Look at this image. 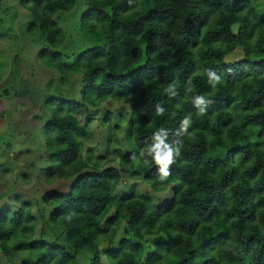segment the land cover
Instances as JSON below:
<instances>
[{"label":"trees","instance_id":"obj_1","mask_svg":"<svg viewBox=\"0 0 264 264\" xmlns=\"http://www.w3.org/2000/svg\"><path fill=\"white\" fill-rule=\"evenodd\" d=\"M78 1L19 0L35 80L0 108L7 96L24 119L38 111L47 166L0 165V264H103L102 247L108 264H264V0H82L76 22ZM108 101L130 102L128 118L107 113L103 151L84 154L87 108ZM165 145L179 155L162 178ZM122 175L169 198L116 196Z\"/></svg>","mask_w":264,"mask_h":264},{"label":"rangeland","instance_id":"obj_2","mask_svg":"<svg viewBox=\"0 0 264 264\" xmlns=\"http://www.w3.org/2000/svg\"><path fill=\"white\" fill-rule=\"evenodd\" d=\"M1 1L4 4V9L2 10L0 18L4 22L3 26L9 28V30H7L8 35L0 40V56L4 63L3 68H0V73L3 74L2 79L4 81L2 84L6 83V86L3 85V88H0V94L3 92L4 95L9 96V90L13 89L21 78H24V80L28 82L35 80L34 76L30 75V70L31 65L34 63V54L31 51L36 45L30 43V47L27 48L28 51L23 49L24 39L19 30L23 27L25 12L20 8L19 0ZM84 10L85 6L83 1L79 0L75 10L71 13L76 22ZM30 88V97L24 99L26 104L25 107L20 108L21 111L25 110L26 107L31 109V106L36 103V99H38L39 89H42L40 83L39 85L34 84ZM7 96L2 98V107L0 108V117L2 114V117L4 118V122H0V165H5L6 168H9L7 172L8 177L13 175L16 171L15 169L27 164L35 165L37 168H46L47 152L39 141L32 140L34 135L38 132L35 133V128L29 120L32 118L33 114H38V111L33 114H28L29 118L24 119V117H21L14 109H12V103L16 101L18 104L19 98H8ZM130 107V102L108 101L101 104L97 109L87 108L88 115L93 118L90 129L93 137L90 143L84 145V154L87 151L101 154L103 151L106 138V128L101 127L100 123L103 121L106 114H112V124L116 125V116H122V118L127 119ZM8 112L12 115L11 120H9L6 115ZM32 112H34V110H32ZM117 136L121 138L123 137V134H117ZM7 144H9V146ZM117 164L118 163H113L110 166L117 167ZM100 166L103 167V164H100ZM23 174L29 175L28 182L24 184L20 180ZM33 174V171L21 169L18 174V184L22 189L28 190L34 184L35 178ZM132 190H137L139 193L150 197L156 206L162 205L165 200L169 198V192L156 194L142 181L133 180L128 176L122 175L121 182L115 191V195L123 196ZM123 236L124 225H121L120 231L117 235V241ZM101 250L103 254V264H108V261L106 260V251L108 249L102 247Z\"/></svg>","mask_w":264,"mask_h":264},{"label":"clouds","instance_id":"obj_3","mask_svg":"<svg viewBox=\"0 0 264 264\" xmlns=\"http://www.w3.org/2000/svg\"><path fill=\"white\" fill-rule=\"evenodd\" d=\"M210 75H212V74H210ZM213 79L216 80L217 82L219 80V78L215 77L214 75H213ZM166 91L170 92L173 95L175 94L174 90L171 87L166 89ZM194 104L196 106H202V105L206 104V101H205L204 97L197 96L194 99ZM200 110L203 111V108L201 107ZM163 111L164 110L162 108L157 109L158 114H163ZM182 123H183V127H187V125L189 124V120L186 118ZM157 139H160V137L157 136ZM178 155H179V149L178 148H174V147H170L168 145H165L161 154L154 158L155 163H157V165L159 166V171L161 173L162 178L166 177L169 174L168 173V166L174 162V157L178 156ZM144 162L146 164L148 163L147 160H145Z\"/></svg>","mask_w":264,"mask_h":264}]
</instances>
